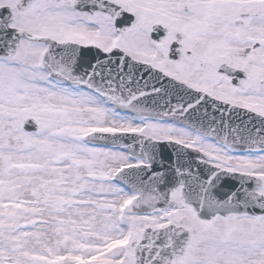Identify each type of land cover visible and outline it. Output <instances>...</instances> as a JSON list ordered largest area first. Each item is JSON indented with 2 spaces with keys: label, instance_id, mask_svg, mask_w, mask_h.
<instances>
[{
  "label": "snow or ice",
  "instance_id": "6c2138e0",
  "mask_svg": "<svg viewBox=\"0 0 264 264\" xmlns=\"http://www.w3.org/2000/svg\"><path fill=\"white\" fill-rule=\"evenodd\" d=\"M0 264H264V0H0Z\"/></svg>",
  "mask_w": 264,
  "mask_h": 264
}]
</instances>
